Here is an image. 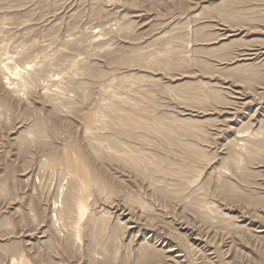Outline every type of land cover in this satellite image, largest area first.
I'll use <instances>...</instances> for the list:
<instances>
[{
  "label": "rangeland",
  "instance_id": "obj_1",
  "mask_svg": "<svg viewBox=\"0 0 264 264\" xmlns=\"http://www.w3.org/2000/svg\"><path fill=\"white\" fill-rule=\"evenodd\" d=\"M0 61V264H264V0H0Z\"/></svg>",
  "mask_w": 264,
  "mask_h": 264
},
{
  "label": "bare ground",
  "instance_id": "obj_2",
  "mask_svg": "<svg viewBox=\"0 0 264 264\" xmlns=\"http://www.w3.org/2000/svg\"><path fill=\"white\" fill-rule=\"evenodd\" d=\"M2 60H3V59H2ZM0 62H1V61H0ZM5 64H6V63H5ZM5 64H3V62L0 63V72L3 73V74H5V75H6V73H7L6 76L4 75V76H5L4 79H6V83H7V85H10V84H12V83L15 82V81H14V82H13V81H10V80H11L10 78L15 79V80L18 78V77L14 78V76H16L15 74H16L17 72H16V73H15V72H13V73L10 72V73H11V74H10V73H9V69L7 68L8 66L6 67ZM28 67H29V66H28ZM28 67H27V66H24V69H22V71L24 70L25 73H26L27 70H25V69H28ZM7 69H8V71L5 72ZM14 69H15V71H16V70H17V71H21V70H19V69H17V68H14ZM14 69H11V70H14ZM22 71H21V73H23ZM21 73H19V74H21ZM17 74H18V73H17ZM19 74H18V75H19ZM8 75H9V76H8ZM7 76H8V77H7ZM22 76H23V75H22ZM22 76H21V77H22ZM17 80H19V79H17ZM50 81H51V79H50ZM14 84H15V83H14ZM239 137H240V139L245 140L244 135H239ZM246 139H247V138H246ZM80 169L83 170V168H82L81 166H80ZM79 202H80V201H79ZM196 238H197V237H196ZM147 251H148V250H147ZM150 253H151V252H150ZM153 253H154V252H153ZM158 255H159V254H158Z\"/></svg>",
  "mask_w": 264,
  "mask_h": 264
}]
</instances>
